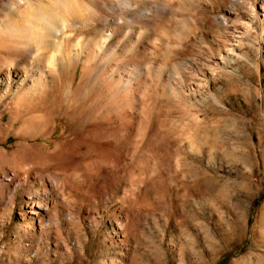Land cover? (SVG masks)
<instances>
[{
  "label": "rangeland",
  "instance_id": "obj_1",
  "mask_svg": "<svg viewBox=\"0 0 264 264\" xmlns=\"http://www.w3.org/2000/svg\"><path fill=\"white\" fill-rule=\"evenodd\" d=\"M124 2L0 0V264H264V2Z\"/></svg>",
  "mask_w": 264,
  "mask_h": 264
},
{
  "label": "bare ground",
  "instance_id": "obj_2",
  "mask_svg": "<svg viewBox=\"0 0 264 264\" xmlns=\"http://www.w3.org/2000/svg\"><path fill=\"white\" fill-rule=\"evenodd\" d=\"M261 1L264 2V0H260V2ZM123 4V11L126 13L127 17H118L117 22L120 21V23H124L125 27H134L136 26L134 24H149L153 21V19H157L161 16H167L168 14H171L173 18L180 16L179 11L176 9V5L178 4L177 0H170L169 2L166 0H126ZM198 7L199 9L204 10L202 5H199ZM225 13L227 14V12H224L223 15L214 17L216 24L222 25L227 21ZM63 20L64 19H62V21ZM111 21L112 20H110V22ZM66 27L67 24L63 21L62 23H59L58 30L56 31H61ZM243 28L246 29L247 25L245 24L242 26V29Z\"/></svg>",
  "mask_w": 264,
  "mask_h": 264
}]
</instances>
